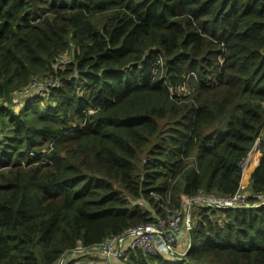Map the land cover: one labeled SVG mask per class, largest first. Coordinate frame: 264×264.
<instances>
[{
  "label": "trees",
  "instance_id": "1",
  "mask_svg": "<svg viewBox=\"0 0 264 264\" xmlns=\"http://www.w3.org/2000/svg\"><path fill=\"white\" fill-rule=\"evenodd\" d=\"M257 141L250 203L264 198V0H0V264L89 256L199 192L233 196ZM194 206L185 258L118 260L264 264V204Z\"/></svg>",
  "mask_w": 264,
  "mask_h": 264
},
{
  "label": "built area",
  "instance_id": "2",
  "mask_svg": "<svg viewBox=\"0 0 264 264\" xmlns=\"http://www.w3.org/2000/svg\"><path fill=\"white\" fill-rule=\"evenodd\" d=\"M69 63L67 58L57 60L53 65V69L56 71H62L65 66ZM160 63V62H158ZM59 86L58 77L49 78H34L30 81L29 85L21 90L18 94L20 98H30L33 96L44 97L50 90L55 89ZM184 90V87L182 88ZM18 100L14 103L17 104ZM20 104H17L19 106ZM260 143L257 141L248 156L240 164L242 171V181L239 191L230 197H211L204 195L199 192L198 195L192 199H183L182 208L167 219H158L156 222L148 225H141L132 229L127 230L122 236H116L105 240L98 247L102 254V261L96 259H89L86 264H110L113 257H123L124 251L120 249L119 255L116 254L115 245L128 239L127 248L130 250H137L144 255L158 257V256H169L173 254H181L177 247L182 242V234L187 233L191 230V218L190 208L194 205H204L208 208L215 210H240L248 209L259 206L264 202V198H258L254 203L248 201L250 192L246 191L243 187L246 176L249 170H252L256 164H254V157H259ZM251 172V171H250ZM262 201V202H261ZM189 246V239L187 240L186 250ZM126 248V249H127ZM185 250V251H186ZM77 253L83 252L81 245H78L76 249ZM70 257V255H69ZM67 258V257H66ZM65 258L57 261L55 264H64ZM81 261H76L74 264H80Z\"/></svg>",
  "mask_w": 264,
  "mask_h": 264
},
{
  "label": "crops",
  "instance_id": "3",
  "mask_svg": "<svg viewBox=\"0 0 264 264\" xmlns=\"http://www.w3.org/2000/svg\"><path fill=\"white\" fill-rule=\"evenodd\" d=\"M259 158H260V150H259V157H258V161H259ZM258 161H257V164H258ZM256 166V165H255ZM187 234V233H186ZM186 234L185 233H183L182 234V239H183V242L185 241L184 239H186V244H187V240H188V238H187V236H188V234H187V236H186ZM125 240H127V241H125ZM124 241H122V242H120V243H118L117 245H115L114 246V248L117 250L118 249V247L120 246L121 247V249L123 250V249H126L127 248V246H128V239H125ZM182 242V243H183ZM186 247V246H185ZM185 247L183 246V244H181L179 247H177V250L180 252V253H183V251H184V249H185ZM76 257H78L79 258V262L81 261V263L80 264H86V262L89 260V259H96V260H98V261H102V254H101V252H100V250L99 249H97V248H95V249H93L92 250V253H90V255L88 256V255H84L83 254V256H82V254H80V253H77V254H74V255H70V259H69V261H71L72 259H75ZM162 257H164V258H167V259H173L172 257H169V256H162ZM118 259H120L119 257H113L112 259H111V261H110V264H122L121 263V261H119ZM69 261H67L66 262V258H65V260H64V264H67ZM119 261V262H118Z\"/></svg>",
  "mask_w": 264,
  "mask_h": 264
},
{
  "label": "rangeland",
  "instance_id": "4",
  "mask_svg": "<svg viewBox=\"0 0 264 264\" xmlns=\"http://www.w3.org/2000/svg\"><path fill=\"white\" fill-rule=\"evenodd\" d=\"M18 109H20L19 107H18ZM254 164H256V160H257V155L254 157ZM253 170V169H252ZM250 171L251 170H249V172H247V174H246V176L244 177V181H245V183H244V185H243V187H244V189L247 191V188L249 189V187H250V185H251V182L249 181L250 180ZM211 197H216V196H211ZM262 202V201H261ZM262 204H264V202L262 203ZM256 207H258V206H256ZM255 208V207H254ZM190 210H191V214H192V216H193V218L194 219H198L199 218V214H198V211L200 210V208H196L195 206H191V208H190ZM192 221H193V219H192ZM186 234V233H185ZM186 236H187V234H186ZM187 238H188V236H187ZM185 241L182 243L183 244V246L185 247V246H187V244H186V239H184ZM125 241H127V240H125ZM186 251H183V253H181V255L182 254H184Z\"/></svg>",
  "mask_w": 264,
  "mask_h": 264
},
{
  "label": "water",
  "instance_id": "5",
  "mask_svg": "<svg viewBox=\"0 0 264 264\" xmlns=\"http://www.w3.org/2000/svg\"><path fill=\"white\" fill-rule=\"evenodd\" d=\"M188 239H189V246H188V249L186 250V252L184 253V254H173L172 255V258L173 259H175V260H179V259H183V258H185L186 257V255L188 254V252H189V249H190V247H191V244H192V231L191 230H189L188 231ZM119 245V244H118ZM120 249H121V247L119 246L118 247V249L116 250V254L117 255H119V253H120ZM69 259H70V257L68 256L67 258H66V262L67 261H69Z\"/></svg>",
  "mask_w": 264,
  "mask_h": 264
},
{
  "label": "bare ground",
  "instance_id": "6",
  "mask_svg": "<svg viewBox=\"0 0 264 264\" xmlns=\"http://www.w3.org/2000/svg\"><path fill=\"white\" fill-rule=\"evenodd\" d=\"M255 161V160H254Z\"/></svg>",
  "mask_w": 264,
  "mask_h": 264
}]
</instances>
